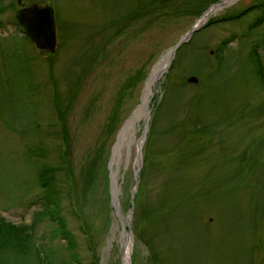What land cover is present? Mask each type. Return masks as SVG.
I'll return each instance as SVG.
<instances>
[{
	"label": "rangeland",
	"instance_id": "obj_1",
	"mask_svg": "<svg viewBox=\"0 0 264 264\" xmlns=\"http://www.w3.org/2000/svg\"><path fill=\"white\" fill-rule=\"evenodd\" d=\"M21 1H51L57 45L36 47L0 0V214L33 223L4 264H264V0H155L130 22L154 0ZM60 165L46 172L71 249L32 221L37 173Z\"/></svg>",
	"mask_w": 264,
	"mask_h": 264
},
{
	"label": "trees",
	"instance_id": "obj_2",
	"mask_svg": "<svg viewBox=\"0 0 264 264\" xmlns=\"http://www.w3.org/2000/svg\"><path fill=\"white\" fill-rule=\"evenodd\" d=\"M155 2L156 1L154 0L152 2L146 3L150 7H147L145 9L137 8L135 10L136 13L130 14L128 16L129 18L127 22L132 21L137 16H141L139 17L140 19L145 18V17H147L146 19H150L152 16V15H149V13L151 12L150 9L153 8V5H155ZM239 14L240 13H238V15ZM260 16L264 19V14H261ZM260 16H258L259 18H257L258 21H260L261 19ZM252 52L255 53L254 49L251 50V56L254 59V62H256L255 63L256 67L260 68L261 67L260 61L257 57L256 58L253 57ZM174 65H176V56L173 58L172 67ZM170 72H171V69L169 70L167 75L171 74ZM116 109H117V106H116ZM110 118L111 119L114 118V114H112ZM95 159L96 157L89 158V166L91 165V168L93 166V162ZM65 165L66 164H64V166ZM64 166L60 165L56 168L44 169V170H41L40 172L38 171L36 180L38 183L40 182V185L44 188V191H45V193L43 195L41 194L39 198L40 199L44 198V202H43L42 209L34 213V219H32V221L36 220L37 217L47 215L48 219H50L53 222H57V225L55 226L56 227L55 232L59 231L61 233L63 238L66 239L67 246L71 249L75 244L74 240L72 239V235L71 233H69L70 231L66 229V224L63 218H60V215L57 212H55L56 206L59 202V191H57V187L55 183L52 181L53 178L47 174V172L50 174L53 169H57L61 167L63 168ZM144 166H145V162L140 170V180L138 183L139 189L136 192L135 197H134L135 201L137 200V202L140 200V195H141L140 182H141V177H142ZM32 226H33V223L15 224L14 222L6 219L3 215L0 214V252L4 251L6 247H10L15 252H18V253L26 251L31 241L32 232L29 231V228ZM36 255L39 258V264L46 263V260L48 257L47 253L41 254L40 252H37ZM0 260H1L0 263L4 264V260L2 258H0ZM75 260L77 259L75 258Z\"/></svg>",
	"mask_w": 264,
	"mask_h": 264
},
{
	"label": "water",
	"instance_id": "obj_3",
	"mask_svg": "<svg viewBox=\"0 0 264 264\" xmlns=\"http://www.w3.org/2000/svg\"><path fill=\"white\" fill-rule=\"evenodd\" d=\"M15 15L23 25L25 32L38 47L53 51L56 46L55 19L53 6L50 3L31 2L19 8ZM196 80V76L188 77Z\"/></svg>",
	"mask_w": 264,
	"mask_h": 264
},
{
	"label": "bare ground",
	"instance_id": "obj_4",
	"mask_svg": "<svg viewBox=\"0 0 264 264\" xmlns=\"http://www.w3.org/2000/svg\"><path fill=\"white\" fill-rule=\"evenodd\" d=\"M221 3H218L216 5H214L212 7V11L210 10L209 12L205 11L201 17L197 20V24H200L201 22H203L204 20H206V18L209 16V14L215 10H217L219 8ZM207 12V13H206ZM172 54V51H169L167 54H166V58H168L170 55ZM162 75V69H159L157 71H154L153 74L151 75V77L149 78V80L147 81V85H146V89H145V93L143 95V102L147 99L148 97V94L149 96L153 94V87L158 83L160 77ZM144 104V103H143ZM143 105H141L140 109L143 108L142 107ZM145 108V106H144ZM135 116L132 117V121H134L137 117H139L141 115L140 111L137 110L134 114ZM146 117V116H144ZM131 119V118H130ZM136 121V120H135ZM135 124V123H134Z\"/></svg>",
	"mask_w": 264,
	"mask_h": 264
}]
</instances>
